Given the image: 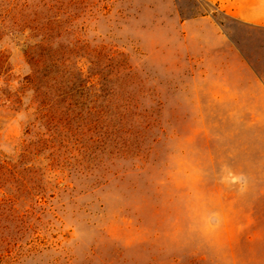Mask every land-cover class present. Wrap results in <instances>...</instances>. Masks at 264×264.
<instances>
[{
  "label": "rangeland",
  "instance_id": "obj_1",
  "mask_svg": "<svg viewBox=\"0 0 264 264\" xmlns=\"http://www.w3.org/2000/svg\"><path fill=\"white\" fill-rule=\"evenodd\" d=\"M256 75L219 0H0V264H264Z\"/></svg>",
  "mask_w": 264,
  "mask_h": 264
},
{
  "label": "crops",
  "instance_id": "obj_2",
  "mask_svg": "<svg viewBox=\"0 0 264 264\" xmlns=\"http://www.w3.org/2000/svg\"><path fill=\"white\" fill-rule=\"evenodd\" d=\"M219 4L227 14L237 20L250 27L264 29V0H219ZM247 64L250 67L249 60ZM256 80L264 86V77L256 75Z\"/></svg>",
  "mask_w": 264,
  "mask_h": 264
}]
</instances>
